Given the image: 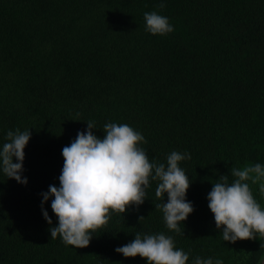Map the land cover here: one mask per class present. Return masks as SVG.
<instances>
[{"label": "trees", "instance_id": "16d2710c", "mask_svg": "<svg viewBox=\"0 0 264 264\" xmlns=\"http://www.w3.org/2000/svg\"><path fill=\"white\" fill-rule=\"evenodd\" d=\"M0 0V144L30 129L21 185L0 172V264H146L114 251L137 232L172 235L177 248L224 264H260L264 236L222 240L207 193L220 175L264 163V0ZM174 31H145L144 13ZM94 122L128 124L149 159L175 150L191 180L194 211L170 232L151 181L146 199L108 223L84 248L50 237L41 193L59 186L62 148ZM264 207L259 182L248 181ZM49 201L43 209L57 219ZM163 202H167L165 195ZM140 217H144L139 220Z\"/></svg>", "mask_w": 264, "mask_h": 264}, {"label": "clouds", "instance_id": "9594fccd", "mask_svg": "<svg viewBox=\"0 0 264 264\" xmlns=\"http://www.w3.org/2000/svg\"><path fill=\"white\" fill-rule=\"evenodd\" d=\"M166 6L160 0L159 7ZM145 31L166 36L174 31L167 16L157 11L145 12ZM84 131H78L74 140L61 151L63 165L58 177L59 186L49 185L41 193L42 216L50 225V237L59 236L66 246L84 248L94 234L104 227L112 212L121 215L130 205L139 206L146 199L151 181H157L155 196L166 228L181 233V224L194 211L186 192L191 180L180 162L191 159L188 152L171 151L166 163L149 159L141 144L145 137L128 124L108 122L103 125V138L94 134V122H86ZM31 137L30 129L8 130L0 144V172L21 185L27 184L23 175L24 149ZM229 175H220L207 193L208 208L222 240L235 243L264 236V207L253 195L248 183L259 182L264 196V163H254L242 169L232 167ZM165 195L167 202H163ZM51 199L50 208L57 219L43 209ZM144 217H140L142 219ZM114 251L123 257L143 258L146 264H188L189 253L177 248L172 235L164 232L141 234L137 232L127 244ZM191 264H224L221 258L196 256ZM264 264V260L261 261Z\"/></svg>", "mask_w": 264, "mask_h": 264}, {"label": "water", "instance_id": "95a60500", "mask_svg": "<svg viewBox=\"0 0 264 264\" xmlns=\"http://www.w3.org/2000/svg\"><path fill=\"white\" fill-rule=\"evenodd\" d=\"M262 260H264V257H263V259ZM261 264V263H260Z\"/></svg>", "mask_w": 264, "mask_h": 264}]
</instances>
